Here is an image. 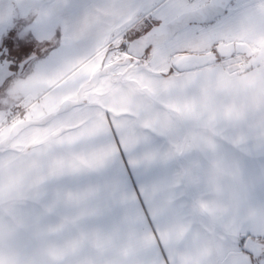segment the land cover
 <instances>
[{
	"label": "snow or ice",
	"instance_id": "snow-or-ice-1",
	"mask_svg": "<svg viewBox=\"0 0 264 264\" xmlns=\"http://www.w3.org/2000/svg\"><path fill=\"white\" fill-rule=\"evenodd\" d=\"M0 264H264V0H0Z\"/></svg>",
	"mask_w": 264,
	"mask_h": 264
}]
</instances>
